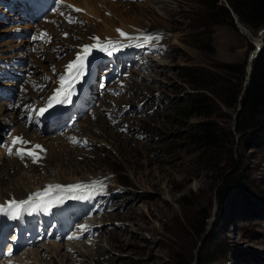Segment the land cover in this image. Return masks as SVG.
Instances as JSON below:
<instances>
[{
	"label": "rangeland",
	"instance_id": "rangeland-1",
	"mask_svg": "<svg viewBox=\"0 0 264 264\" xmlns=\"http://www.w3.org/2000/svg\"><path fill=\"white\" fill-rule=\"evenodd\" d=\"M69 1L83 7L78 0ZM17 2L0 0V7L11 12ZM85 2L94 6L97 14L92 7L87 9L99 21L86 18L78 32L83 42L90 32L109 33L114 27L159 39L142 40L146 65L126 78L127 86L116 101L121 105L114 113L118 123L113 126L98 115L96 123L103 117L104 124L89 125L87 131L88 119L81 121L82 134L93 146L74 147L68 154L56 143V152H63L61 160L49 155L32 173L40 181L33 184L36 187L46 181L66 186L101 181L104 187L97 185L93 192L108 201L101 215L89 222L96 238H84L68 249L57 244L62 250L57 255L48 247L37 249L40 264H196V256L210 250L219 251L210 264H264V144L251 148L236 131L242 104L231 103L233 90L228 84L244 87L249 57L256 44L264 45V27L250 28L229 9L230 21L208 0ZM218 3L227 7L225 0ZM53 55L48 52L40 59L39 68L46 71L50 61L64 60ZM22 62L24 68L26 60ZM241 64L245 67L240 80L232 66ZM191 93L203 94L207 108L188 118L180 107ZM202 120L212 121L219 132L214 149L205 151L190 137ZM257 121L264 125V114ZM230 156L236 160L233 167ZM59 162L62 179L56 178ZM17 166L10 169L15 179L20 168L32 171L19 161ZM46 166L54 170L47 173L42 169ZM8 178L3 179L7 188ZM225 179H235L237 190L229 194L235 196L228 202H220ZM81 234L89 235L90 229ZM83 244L89 249L80 247ZM30 254L39 264L40 256L36 261L34 252ZM68 254L71 258H63Z\"/></svg>",
	"mask_w": 264,
	"mask_h": 264
},
{
	"label": "trees",
	"instance_id": "trees-1",
	"mask_svg": "<svg viewBox=\"0 0 264 264\" xmlns=\"http://www.w3.org/2000/svg\"><path fill=\"white\" fill-rule=\"evenodd\" d=\"M213 7L219 8L220 12L231 21L229 9L238 16L240 22L249 26L254 30H260L264 27V0H225V5H220L219 0H208ZM244 64L239 66L233 65L238 78L241 80L244 77ZM187 76L194 78L192 72H187ZM195 83V82H193ZM230 89L233 90L232 104H236L239 100L242 104L240 113L236 120V131L241 133L244 143L251 148L260 147L264 144V125L257 121V118L264 114V45L258 52L257 56L251 62V70L248 74V82L243 89V85L235 82H228ZM241 93V98L238 96ZM207 108L205 96L200 93H191L186 98V102L181 105L180 112L190 117L200 113ZM246 133V134H244ZM246 135L245 137L243 136ZM194 142L202 145L203 149H214L219 144V132L215 125L210 120H202L196 124L195 133L190 135ZM230 167H233L236 160L230 156ZM235 179H225L222 190L219 191L218 200L228 202L235 194H229L232 191L236 192ZM243 194V193H241ZM239 194V195H241ZM237 195V196H239ZM228 198V199H227ZM226 202V203H227ZM264 215V210H261ZM219 251L210 250L204 255L199 253L196 256V264H210Z\"/></svg>",
	"mask_w": 264,
	"mask_h": 264
},
{
	"label": "snow or ice",
	"instance_id": "snow-or-ice-1",
	"mask_svg": "<svg viewBox=\"0 0 264 264\" xmlns=\"http://www.w3.org/2000/svg\"><path fill=\"white\" fill-rule=\"evenodd\" d=\"M63 3V0H60ZM73 7V6H69ZM75 11H81V9H75ZM69 22H75L69 17ZM121 37L125 39H131L127 33L120 29H117ZM67 37V33L64 34ZM47 36L46 33L41 34L39 39H44ZM95 43L91 45H84L81 52L77 54L76 59L66 65V72L62 74L59 78L60 87L56 89L54 95L49 98L47 106L45 108L39 109V115H43L46 111L53 107L54 104L70 103L71 96L74 94V86L77 82L81 81L82 78L87 74L89 69V57L93 54L94 50L106 53L108 56H112L115 52H119L125 45L121 41L107 40L104 42L100 41L99 37L92 38ZM137 39H142L145 43H148L154 39H159V37L152 36H142ZM51 40V37H48ZM143 46V45H139ZM73 143H80L79 141L72 139ZM14 144L25 145L29 142L24 140L22 137H16ZM84 143H87L84 141ZM39 150V152L37 151ZM44 149L41 145H35L30 150H25L23 147L17 149L15 153L12 149H9V154H15L24 159L25 156L32 158L34 163H38L41 159L40 152ZM99 185L102 189L104 186L101 181H95L90 185L86 184H74V185H47L42 191H37L28 196L24 200H16L12 198L6 204L0 205V214L7 215L11 219H21L24 214H32L34 212H49L51 208L55 207L57 204H62L66 195L71 193H76L83 190H95L96 186ZM72 199H81L82 196L72 195ZM82 229L87 226L81 225ZM78 238V237H69ZM9 256L12 255L11 252L8 253Z\"/></svg>",
	"mask_w": 264,
	"mask_h": 264
},
{
	"label": "bare ground",
	"instance_id": "bare-ground-1",
	"mask_svg": "<svg viewBox=\"0 0 264 264\" xmlns=\"http://www.w3.org/2000/svg\"><path fill=\"white\" fill-rule=\"evenodd\" d=\"M71 1H73V0H71ZM75 1V0H74ZM80 3H82V6L84 7V8H88L87 6H89V7H92V9L91 8H89V9H91V11H93V13L94 14H97V12H96V10H93V7L94 6H90L89 4V2H85L86 0H78ZM158 1H161L162 3L164 2H167V0H158ZM98 16V15H97ZM7 30H9V29H7ZM3 32H5L6 30H2ZM83 35V34H82ZM85 35V34H84ZM83 35V36H84ZM85 37V36H84ZM84 42H89L88 40H85ZM4 45V44H3ZM24 60H26V59H24ZM40 62V64H41V62L42 61H39ZM26 63H27V60H26V62H25V66H24V68L23 69H26V68H28V67H26ZM33 75H35V74H33ZM0 111H1V113H0V117H2L3 115H9V113L10 114H12L13 112H7L8 111V109L6 108V106L4 105V104H2L1 105V107H0ZM17 116V113H15V117ZM99 116H102V115H100L99 114ZM97 121H98V119H97ZM97 121H92L91 119H88L87 121H84V124H86V130L87 131H89V125H94V126H97L98 124H104L103 122H104V118L103 117H101V119L99 120V122L98 123H96ZM87 122V123H86ZM16 125V124H15ZM16 130H22V131H24V135L25 136H27V137H30L31 136V134L28 132V131H26L21 125L16 129ZM106 132V131H105ZM44 141H46V143H48V148H49V150H48V152H47V156H49L50 155V157H57V159H56V161H60L61 160V158H62V155H63V152H61V150L60 151H57L56 152V148H55V145H56V143H57V145L56 146H58L59 147V149H62V151H65V152H67L68 154L70 153V151L71 150H73L74 149V147L75 146H69L68 144H66L63 140H61V139H58V140H44ZM47 145V144H46ZM66 153V154H67ZM49 159V158H48ZM72 159V158H71ZM0 172H1V174H0V200H3V199H8L9 197H10V194H12L15 198H17V199H20V198H26V197H28L29 195H30V193L32 192V190H34V189H36V188H38V187H42V186H44V183H41L38 187H36L35 185H37V184H39V180H35V176H36V174H32V173H34V171L36 170L35 168V166H31L32 167V171H28V169H22L21 170V168L20 169H18V170H16L17 172L16 173H19L20 172V176H19V178L18 179H15L14 178V176L15 175H12V174H10V169H17V165H18V160L16 159V157H7V155H5V154H3V153H0ZM55 162V161H54ZM61 163L59 162V163H57V170L59 171V175H58V177H56L57 179L58 178H60V179H62V178H64L62 175L64 174V173H62L61 172V165H60ZM42 169H44L45 171H47V173H50V171H53L54 170V168H52V167H43ZM56 170V169H55ZM7 173L6 174V178L8 177V175H9V178L11 177V181H10V184L8 185V188L7 187H4L5 185H6V183L4 182V180H6V178H5V174H3V173ZM56 173V172H55ZM2 175H4L3 177H2ZM8 178V179H9ZM4 179V180H3ZM25 179H31L28 183H26V181H25ZM42 179V178H41ZM3 180V181H2ZM64 180V179H63ZM62 180V181H63ZM8 181V180H7ZM60 181V180H59ZM65 181V180H64ZM33 182V183H32ZM9 183V182H8ZM36 183V184H35ZM33 184H35V185H33ZM96 238V237H95ZM76 245V244H75ZM68 246V245H67ZM48 247V249L50 250V252L51 253H53V254H55V255H57V254H59V251H62L61 249H59V247H58V245L57 244H53V245H50V246H45L44 248L46 249ZM80 247H83V248H85V249H89V247H87V246H85V244H83V245H81ZM75 248V247H74ZM77 248H79V246L77 247ZM81 250V249H80ZM63 252H64V249H63ZM77 252V251H76ZM82 252H84V251H82ZM61 253V252H60ZM40 256V261L38 260V259H36V256ZM37 255L35 254V252H34V254H33V256H34V258L36 259V261H37V263H41V261H42V256H41V254H39L38 252H37ZM32 256V257H33ZM58 258H62V256H61V254L58 256ZM63 258H66V259H69V258H71V256H70V254H68V256L67 255H65ZM76 261V260H75ZM36 264V263H35Z\"/></svg>",
	"mask_w": 264,
	"mask_h": 264
},
{
	"label": "water",
	"instance_id": "water-1",
	"mask_svg": "<svg viewBox=\"0 0 264 264\" xmlns=\"http://www.w3.org/2000/svg\"><path fill=\"white\" fill-rule=\"evenodd\" d=\"M259 35H260V31H259ZM260 49H261L260 43L256 44L255 48L253 49V51L251 53V56L249 57L248 65L246 67V71H247L246 83H245L243 89L245 88V86H246V84L248 82V74L250 73V70H251V62L257 56V54L260 51ZM240 98H241V95H240ZM240 108H241V104L239 103L238 104V111L236 112V114H238Z\"/></svg>",
	"mask_w": 264,
	"mask_h": 264
}]
</instances>
